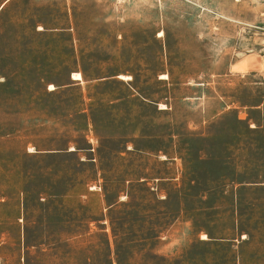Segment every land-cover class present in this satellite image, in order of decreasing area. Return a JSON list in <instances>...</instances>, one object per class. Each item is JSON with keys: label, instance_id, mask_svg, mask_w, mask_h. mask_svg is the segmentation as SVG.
I'll list each match as a JSON object with an SVG mask.
<instances>
[{"label": "rangeland", "instance_id": "1", "mask_svg": "<svg viewBox=\"0 0 264 264\" xmlns=\"http://www.w3.org/2000/svg\"><path fill=\"white\" fill-rule=\"evenodd\" d=\"M0 264H264V0L8 1Z\"/></svg>", "mask_w": 264, "mask_h": 264}, {"label": "bare ground", "instance_id": "2", "mask_svg": "<svg viewBox=\"0 0 264 264\" xmlns=\"http://www.w3.org/2000/svg\"><path fill=\"white\" fill-rule=\"evenodd\" d=\"M73 79H76V80H78V79H80L81 78V75H80V73H73ZM121 77V76H120Z\"/></svg>", "mask_w": 264, "mask_h": 264}, {"label": "crops", "instance_id": "3", "mask_svg": "<svg viewBox=\"0 0 264 264\" xmlns=\"http://www.w3.org/2000/svg\"><path fill=\"white\" fill-rule=\"evenodd\" d=\"M10 0H2V2L0 3V12L3 9L4 5Z\"/></svg>", "mask_w": 264, "mask_h": 264}]
</instances>
